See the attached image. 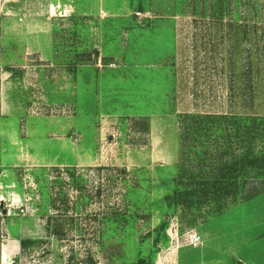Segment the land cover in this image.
<instances>
[{
  "label": "rangeland",
  "instance_id": "rangeland-1",
  "mask_svg": "<svg viewBox=\"0 0 264 264\" xmlns=\"http://www.w3.org/2000/svg\"><path fill=\"white\" fill-rule=\"evenodd\" d=\"M32 1L0 0V264H264V191L165 200L185 114L264 112L257 3L53 0L33 28Z\"/></svg>",
  "mask_w": 264,
  "mask_h": 264
},
{
  "label": "trees",
  "instance_id": "trees-1",
  "mask_svg": "<svg viewBox=\"0 0 264 264\" xmlns=\"http://www.w3.org/2000/svg\"><path fill=\"white\" fill-rule=\"evenodd\" d=\"M217 1V7L222 10L213 13L222 18L226 0ZM242 1L245 11L255 1V9L247 13L253 14L252 18L258 15L264 20V0ZM241 12L226 8L225 14L229 22L245 20L247 13L242 15ZM247 65L249 69L250 62ZM247 72L248 75L249 70ZM251 81L250 77L252 87ZM252 98L251 95L250 100ZM180 138L182 159L174 179L176 189L165 196L168 204L193 210L207 200L215 213L222 211L231 198L247 200L264 191V112L256 111L252 115L188 113L182 118ZM207 138H213L217 146L209 149ZM190 155L197 159L196 163L188 159Z\"/></svg>",
  "mask_w": 264,
  "mask_h": 264
},
{
  "label": "crops",
  "instance_id": "crops-1",
  "mask_svg": "<svg viewBox=\"0 0 264 264\" xmlns=\"http://www.w3.org/2000/svg\"><path fill=\"white\" fill-rule=\"evenodd\" d=\"M20 1H22V0H20ZM95 1V0H94ZM31 3V5L29 6L28 4H25V5H18L17 6V9H14V10H12V12L14 13V14H20V13H23V12H25V11H28V12H31V13H34L33 14V17H30L31 19L30 20H28L29 21V27H38V25H37V23H35L33 20H34V18L35 17H37V16H39V17H41L42 16V13H46L47 11H48V5H51V6H55L56 4L53 2V0H49L47 3H43V2H40V1H37L36 3H34L33 1L32 2H30ZM70 5V7L72 8V10L74 11V10H76L77 8L75 7V6H73V5H71V4H69V3H67V2H64V6H66V8L68 7ZM60 10H62L63 8L60 6V7H58ZM95 9H97V11L99 12L100 10H103L104 12H109L108 11V8H104L102 5H100V4H94V3H92V6L91 7H88L87 9H84V8H78L77 10H78V12L79 11H81V10H83V12H84V10H86V11H91V10H95ZM33 18V19H32ZM15 24H16V26L17 25H19L20 26V23L19 22H14ZM1 92V91H0ZM3 130L1 129L0 130V134L1 133H3L2 132ZM7 247L8 248H10V249H15V245L13 244V243H8V245H7Z\"/></svg>",
  "mask_w": 264,
  "mask_h": 264
},
{
  "label": "built area",
  "instance_id": "built-area-1",
  "mask_svg": "<svg viewBox=\"0 0 264 264\" xmlns=\"http://www.w3.org/2000/svg\"><path fill=\"white\" fill-rule=\"evenodd\" d=\"M0 200H1V198H0ZM8 210H10V209H8ZM11 212V211H10ZM3 213H5L4 212V209L3 210H0V214H3ZM191 240L193 241V242H198L199 241V238H198V236L196 235V234H192L191 235Z\"/></svg>",
  "mask_w": 264,
  "mask_h": 264
}]
</instances>
